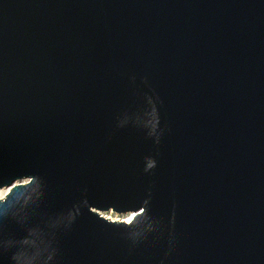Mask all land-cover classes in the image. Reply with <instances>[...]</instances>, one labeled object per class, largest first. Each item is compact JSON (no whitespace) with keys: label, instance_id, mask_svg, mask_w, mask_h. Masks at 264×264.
<instances>
[{"label":"water","instance_id":"water-1","mask_svg":"<svg viewBox=\"0 0 264 264\" xmlns=\"http://www.w3.org/2000/svg\"><path fill=\"white\" fill-rule=\"evenodd\" d=\"M10 187L0 264H264V0H0Z\"/></svg>","mask_w":264,"mask_h":264},{"label":"bare ground","instance_id":"bare-ground-1","mask_svg":"<svg viewBox=\"0 0 264 264\" xmlns=\"http://www.w3.org/2000/svg\"><path fill=\"white\" fill-rule=\"evenodd\" d=\"M23 183H26V181L24 180ZM10 189H11V187L10 188H2V189H0V191H1L0 192V199L4 198L6 196V194L10 191ZM104 215L106 216V214H104ZM135 216H136L135 212H130L127 215H125L124 218L121 219V220L118 218V216L111 217V218H109L107 216L106 217L111 219V220H113V221H122V222H125V223H130V222H132L134 220Z\"/></svg>","mask_w":264,"mask_h":264},{"label":"rangeland","instance_id":"rangeland-1","mask_svg":"<svg viewBox=\"0 0 264 264\" xmlns=\"http://www.w3.org/2000/svg\"><path fill=\"white\" fill-rule=\"evenodd\" d=\"M1 192V191H0ZM128 214V213H127ZM127 214H116V213H113L112 211H111V213H108V214H106V216L107 217H109V218H111V217H115V216H118V218L121 220V219H123L124 218V216L125 215H127ZM124 215V216H123Z\"/></svg>","mask_w":264,"mask_h":264}]
</instances>
